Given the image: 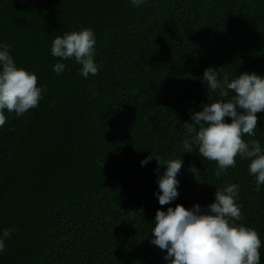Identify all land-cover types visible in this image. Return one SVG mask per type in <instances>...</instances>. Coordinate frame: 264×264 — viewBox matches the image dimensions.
Returning <instances> with one entry per match:
<instances>
[{
  "label": "trees",
  "instance_id": "trees-1",
  "mask_svg": "<svg viewBox=\"0 0 264 264\" xmlns=\"http://www.w3.org/2000/svg\"><path fill=\"white\" fill-rule=\"evenodd\" d=\"M81 28L95 33L98 74L85 79L68 60L58 75L52 41ZM0 41L47 88L0 128V232L18 229L0 264H167L149 242L157 210L206 208L230 184L239 185L236 223L264 242V186L255 191L249 161L237 156L217 178L214 161L184 148L185 122L219 99L201 82L206 68L264 74V0H0ZM257 116L244 139L264 147ZM151 154L184 161L171 205L156 196L166 165L141 166Z\"/></svg>",
  "mask_w": 264,
  "mask_h": 264
},
{
  "label": "clouds",
  "instance_id": "clouds-1",
  "mask_svg": "<svg viewBox=\"0 0 264 264\" xmlns=\"http://www.w3.org/2000/svg\"><path fill=\"white\" fill-rule=\"evenodd\" d=\"M148 0H130L139 8ZM96 36L91 28L65 32L56 36L51 44V55L61 62L53 65L55 73L62 74L66 64L72 60L80 65L79 74L87 79L98 74L95 61ZM11 45L0 41V128L7 122V113L22 116L36 108L45 86H38L35 72L18 67L11 54ZM230 73H219L208 67L201 82L206 88L217 93L219 99L202 105V110L192 113L191 121L185 122V151L191 152L195 145L200 156L214 161L217 165L215 176L219 178L227 169L236 165V157L248 160L249 174L254 176L255 191L264 186V147L255 137L258 128L257 113L264 112V74L242 72L235 77ZM232 93L231 98L229 94ZM209 100V98H208ZM231 118L230 122L226 119ZM155 157L159 165H166L158 175L159 204L171 205L179 196L180 181L177 178L184 161L169 159L162 161L154 155L141 160L146 166ZM158 172V169L156 170ZM194 178L200 181V172L191 165ZM239 185L230 184L218 188L215 199L206 208L199 203L191 208L183 204L158 209L149 242L165 251L167 264H261L260 249L264 247L258 232L244 224L241 206L237 203ZM17 228L0 232V254L6 251V241Z\"/></svg>",
  "mask_w": 264,
  "mask_h": 264
}]
</instances>
